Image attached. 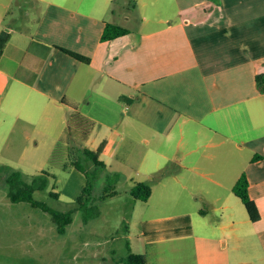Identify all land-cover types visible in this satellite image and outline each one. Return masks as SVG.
<instances>
[{
  "label": "crops",
  "instance_id": "crops-1",
  "mask_svg": "<svg viewBox=\"0 0 264 264\" xmlns=\"http://www.w3.org/2000/svg\"><path fill=\"white\" fill-rule=\"evenodd\" d=\"M107 23L129 33L101 42ZM1 33L10 38L0 122L36 132L26 136L27 157L40 147L50 157L75 108L95 122L86 148L105 142L107 174L128 194L136 183L151 187L147 222L190 218V236H160L153 247L168 244L175 260L228 264L232 256L207 247L214 239L229 254L249 252L232 264H258L257 250L264 264V94L255 84L264 0H0ZM242 174L255 222L233 193Z\"/></svg>",
  "mask_w": 264,
  "mask_h": 264
},
{
  "label": "rangeland",
  "instance_id": "rangeland-1",
  "mask_svg": "<svg viewBox=\"0 0 264 264\" xmlns=\"http://www.w3.org/2000/svg\"><path fill=\"white\" fill-rule=\"evenodd\" d=\"M33 13L31 10L32 17ZM11 101L6 99L2 109H9ZM27 135L38 137L26 126L22 129L20 125L11 126L8 120L0 122V264H116L128 254H146L148 264H196L190 254L175 260L168 244L147 245L148 237L143 232L159 229L161 224L147 222L146 215L152 210L143 202L130 203L128 185L123 181L119 180L116 185V196L97 199L88 210L77 209L75 198L81 193L83 175L71 174L59 164H50L49 158L39 153L42 147L34 148L35 154L27 157ZM14 171L20 172L27 182L42 171L48 172L47 186L36 190L33 199L53 210L71 212L63 234L58 232L52 216L36 205L9 201L6 177ZM106 174L105 170L100 174L94 190L96 197L101 194ZM51 193H57L58 198ZM206 245L220 255L232 256L228 257V264L238 257L246 260L249 254L246 250L229 254V249L222 250L214 239L206 241ZM257 259L262 264L259 250Z\"/></svg>",
  "mask_w": 264,
  "mask_h": 264
},
{
  "label": "trees",
  "instance_id": "trees-1",
  "mask_svg": "<svg viewBox=\"0 0 264 264\" xmlns=\"http://www.w3.org/2000/svg\"><path fill=\"white\" fill-rule=\"evenodd\" d=\"M128 33L129 30L125 28L107 23L102 31L100 41L105 42L113 40L127 35ZM9 38L10 36L7 33L0 34V58ZM56 48L83 64L87 65L89 63V58L79 53L65 48ZM255 84L258 91L264 94V73L255 76ZM72 109L73 112L69 116L66 126L49 157V163L59 164L63 171L75 169L84 176L85 185L80 195L76 198L75 203L77 209L85 211L88 210L92 202L97 199L104 200L116 196L118 194L116 185L120 178L117 174H106L101 194L97 197L94 196V190L101 177L100 174L106 168L105 164L99 159V155L104 149L105 142H102L95 150L86 148V141L95 127V122L78 113L75 108ZM48 177H50L48 172L42 171L39 176L27 182L23 179L20 172H11L6 177L7 197L12 203L27 202L36 205L44 212L50 214L57 225L58 232L63 234L69 223L71 212L53 210L43 203H36L33 199V193L36 190H42L47 186ZM151 193V187L145 183H136L129 190V195L133 199L142 202H146L151 196ZM233 193L242 202L249 219L252 222L257 221L260 216L256 205L248 196V180L245 174H242L236 181L233 187ZM51 196L58 198L57 193H51ZM88 218L89 216L85 217V219ZM143 234L148 237V246H151L160 236L165 238L190 236L192 234L190 218L188 216H183L165 221L160 225L159 229L150 232L145 230ZM116 264H147V256L146 254H128Z\"/></svg>",
  "mask_w": 264,
  "mask_h": 264
}]
</instances>
